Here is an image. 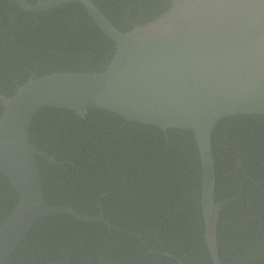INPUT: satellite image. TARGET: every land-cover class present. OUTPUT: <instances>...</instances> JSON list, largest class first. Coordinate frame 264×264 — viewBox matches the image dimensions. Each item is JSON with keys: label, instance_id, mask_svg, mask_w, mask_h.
<instances>
[{"label": "trees", "instance_id": "obj_1", "mask_svg": "<svg viewBox=\"0 0 264 264\" xmlns=\"http://www.w3.org/2000/svg\"><path fill=\"white\" fill-rule=\"evenodd\" d=\"M33 3L38 0H29ZM121 30L155 19L172 0H94ZM116 41L86 6L69 2L33 12L0 0V93L55 72L105 71ZM5 110L0 98V119ZM34 146L45 201L99 216L42 217L3 264H215L206 239L202 162L192 130L127 120L89 108L44 107L34 117ZM219 252L224 264H264V114L220 120L212 134ZM62 162V165L59 163ZM242 185V186H241ZM229 199V200H227ZM19 193L0 174V228Z\"/></svg>", "mask_w": 264, "mask_h": 264}, {"label": "water", "instance_id": "obj_2", "mask_svg": "<svg viewBox=\"0 0 264 264\" xmlns=\"http://www.w3.org/2000/svg\"><path fill=\"white\" fill-rule=\"evenodd\" d=\"M40 12L69 2L86 6L117 43L102 72H55L31 78L12 96L0 93V174L20 200L0 228V264L22 244L45 216L67 213L76 219L112 224L75 208L49 205L37 155L55 161L33 145L30 127L44 107L106 109L130 121L192 130L202 162V206L206 239L215 264L220 212L212 134L225 117L264 114V0H172L160 16L130 31L119 29L94 0H17ZM229 200V199H227Z\"/></svg>", "mask_w": 264, "mask_h": 264}, {"label": "flooded vegetation", "instance_id": "obj_3", "mask_svg": "<svg viewBox=\"0 0 264 264\" xmlns=\"http://www.w3.org/2000/svg\"><path fill=\"white\" fill-rule=\"evenodd\" d=\"M42 157H43V156H42ZM45 158H46V157H45ZM46 159H48V158H46ZM48 160H50V159H48ZM50 161H52V160H50ZM52 162L56 163V156H55V161H52ZM62 164H63L62 162L59 163V165H62ZM241 186H242V185H241ZM101 210H102V209H101ZM102 211H103V210H102ZM112 227H113V226H112ZM112 227L109 226L110 229H112Z\"/></svg>", "mask_w": 264, "mask_h": 264}]
</instances>
